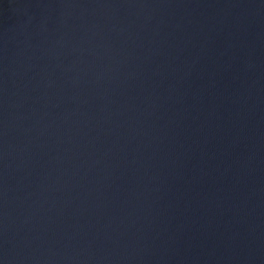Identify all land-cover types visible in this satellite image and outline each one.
Returning <instances> with one entry per match:
<instances>
[{
    "label": "water",
    "instance_id": "obj_1",
    "mask_svg": "<svg viewBox=\"0 0 264 264\" xmlns=\"http://www.w3.org/2000/svg\"><path fill=\"white\" fill-rule=\"evenodd\" d=\"M0 264H264V0H0Z\"/></svg>",
    "mask_w": 264,
    "mask_h": 264
}]
</instances>
